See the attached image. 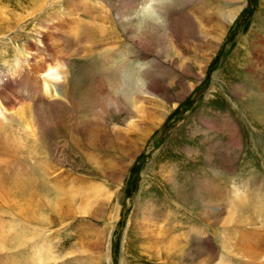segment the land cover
<instances>
[{
  "label": "rangeland",
  "instance_id": "obj_1",
  "mask_svg": "<svg viewBox=\"0 0 264 264\" xmlns=\"http://www.w3.org/2000/svg\"><path fill=\"white\" fill-rule=\"evenodd\" d=\"M51 1L0 0L3 79L17 67L21 45L38 44L46 58L64 62L67 86L80 102L77 111L59 97L30 102L21 123L13 117L7 125L34 126L38 157L87 192L96 190L72 201L70 212L62 202L58 213L60 195L32 156L20 154L22 168L4 174L22 187L33 175L43 202L33 225L59 257L49 264H264V0H166L160 19L129 13L128 24L112 8L108 16L81 7L83 21L104 18L106 36L99 29L75 36L65 20L47 47L40 16L64 10ZM109 46L141 70L127 86H120L116 48L103 53ZM15 85L2 90L17 111L26 100L17 102ZM119 90L139 96L125 103ZM108 94L119 98L117 109ZM96 102L100 114L90 111ZM129 120L137 129L114 139L112 128ZM145 202L150 212L138 210ZM3 208L0 215L11 218Z\"/></svg>",
  "mask_w": 264,
  "mask_h": 264
},
{
  "label": "bare ground",
  "instance_id": "obj_2",
  "mask_svg": "<svg viewBox=\"0 0 264 264\" xmlns=\"http://www.w3.org/2000/svg\"><path fill=\"white\" fill-rule=\"evenodd\" d=\"M165 1L166 0H115L113 5H109V4L107 5L104 1H103L104 3H102L100 1L98 2L97 0H52L51 2H56L57 5L63 7L64 10L60 11L55 6L56 9L50 10L49 12L47 11L46 14L40 16L41 20L42 18L44 19L40 22V27L45 28L44 33L42 34V38L44 42L46 41V46L48 47L51 44L49 42L52 40L55 33L56 34L59 33L60 24L65 20H69L71 23H73V26L70 27L71 28L70 30L75 36L77 35L79 37L83 30L96 32L98 31V29L100 30V34L102 37L106 36L104 34H106V32H108V30L111 29V27L110 26L108 27L107 25L108 23H106L104 18H101L99 16H94L97 19L92 18L91 20L85 19L83 21L78 15L79 14L78 11L81 7H83L84 11L88 12V10L89 11L91 10L93 12L97 11V13L103 12V14L105 15H108L110 9L112 8L114 11H116L117 19L120 20V22L124 21L123 23L128 24L130 23V21H132L131 20L132 18L129 17V13H132L135 16L139 12L145 18L147 17L152 18L153 15H156L157 18L160 19L162 17L161 11L163 7H165L164 5ZM149 2H151L152 4V9L151 11H145V7ZM39 7H41V9L44 8V6L40 4ZM233 16H234V12L229 14L230 19ZM120 22L118 21V23ZM223 23L224 22L222 21L221 22L222 28L224 26ZM41 28L40 31L37 30V33H42ZM60 35L63 36V33H60ZM40 42L41 41L39 40L38 43ZM34 46H35L34 47L35 50L27 47L24 44L23 46L21 45V49L20 51H18L19 52L18 55H16L17 67L15 68V70L12 71L11 75L6 79H3V77L0 75V163H1L0 164V208L5 207L3 208L4 211H6L5 210L6 208L7 210L10 209L11 210L10 215L12 214L11 218L8 219L0 215V264H49L50 262L52 261L54 262L57 260V258H59L57 254L52 250V245L44 242L42 235H46V234L41 233L40 230L41 227L39 226L35 227V225H33V223H36L35 220L37 217V212L41 204L40 199L38 198L40 195L38 196V192L36 189L37 185H35L34 183L35 180L32 177L33 175L31 176L30 173H27L28 184L26 187H22L18 185L14 177H13V183L9 182L10 180H7L9 177L8 175L9 169H11V167H14L16 170L22 168L21 162H19L20 154L26 152L28 155L33 157V158L30 157L31 158L30 160L40 167L41 170L39 171L42 173V177L49 179L50 181H48V183L52 182L51 185L54 191H56V193L60 195L59 196L60 198L56 197V202L53 203V208L55 210L54 212L60 213L62 208L61 207L62 202H64V205L66 203L67 210L70 212L73 204L72 201L76 200L78 197H81V199H83L82 196L84 195L85 197L86 194H87L86 196H89L88 195L90 194L89 192H91V195L93 196V194L96 192L95 188L93 187L90 189L89 192H87L88 189L86 190V186H83L82 183L81 184L78 183L79 181L75 176L66 175L65 174L66 171H63L60 168L53 169L49 167V164L47 165V163L44 162V159L42 160L41 157H38L37 155L38 148L36 147L37 141L35 134L36 128L33 129L34 126H30L28 123H25L21 128H20L21 125L20 126L18 125V129H14V130L7 129L8 128L7 125L9 124L8 120L12 121L13 117L14 119L18 118L16 121L18 123L19 122L21 123V121L25 117L26 114L25 112H28L27 109H29V107L32 104L30 102L34 103L36 101L38 103H47L49 99H55V97L57 98L59 97L61 98V100L58 102L61 105H63L64 108L69 107L77 111V107L80 105V102L73 97L69 86H67V82H66L67 71L64 62L60 58L57 57L55 58L54 56L51 58L50 57L46 58L45 57L46 54L41 52V48L38 46V44H35ZM115 48L113 46L105 47L103 53L108 54L111 51H113ZM115 50L118 52L117 55L120 58L119 59L120 62L117 68L118 69L117 73L120 76V86L121 87L127 86V84H129L130 81L132 82V80H130L131 77L135 79L138 76L137 73H135L134 71L137 72L140 69L139 70L136 69L134 65L132 67V61L131 59H129V57H127V55H124L123 57L121 56L123 52L121 49L116 48ZM43 54H45V56ZM56 64L62 66V74L64 76L63 81L56 82L54 79H47V78L42 80L41 75L47 70L48 66L56 65ZM110 67L108 69H110ZM20 82H23V84H20ZM13 84H16L15 85L16 87L21 88L20 90L16 91L20 94L17 102H22L21 100H26L22 109L19 108V110L17 111L14 110L15 107L12 106L13 104H15V102L13 100H9V99L7 100L8 95H5V98L3 97L5 93L2 90L3 87L6 85L7 86L11 85L10 87H12ZM45 84L47 85L46 90L44 87ZM131 89H133V87ZM25 90H27L28 92L27 95H25V93L23 92ZM135 91H140V90H135ZM117 93L119 94L120 99L125 103L128 102V99L130 97L136 99L139 96V95L137 96L136 94L137 92L134 93V91L130 95L125 94V92L121 90L117 91ZM85 96L90 97L89 92L86 93ZM107 100L112 106V108L114 109L118 108L119 98L108 94ZM133 106L131 107L132 109ZM140 107H138L136 104L133 110L137 112ZM141 109L142 107L140 108V110ZM140 110L139 112H142V110L141 111ZM90 111L92 112V114H100L103 112V107L100 106L98 102H96L90 106ZM62 118H63L62 114L58 115L56 117L58 121L56 122H59V119ZM125 125L126 126L124 128H120L119 126L115 125V127L112 128L113 130L111 131V136H113L114 139L115 138H119L120 140L123 138L124 140L127 139V137L130 136L129 134H132L131 131L137 127L135 126L137 124L134 123L132 120H129ZM4 174L5 175L7 174L8 177L7 175L5 176ZM4 176L7 179H5ZM80 178L81 177H79V180ZM65 183L69 184V187L67 186L68 188H65ZM100 188L98 190H100ZM142 205L143 206H138L139 208L138 210L142 211L143 213L147 210L148 212H150L149 209L151 208L149 206L152 205V203L145 202ZM40 210L39 213L41 214ZM85 210L86 212H88L87 209L85 208H83L81 212L83 213L85 212ZM149 215L150 214H148V216ZM38 217H37V221L38 219L41 218ZM151 219L154 218L152 217ZM7 249H12L11 250L12 252L8 251ZM72 259L74 261H77L74 258Z\"/></svg>",
  "mask_w": 264,
  "mask_h": 264
},
{
  "label": "clouds",
  "instance_id": "obj_3",
  "mask_svg": "<svg viewBox=\"0 0 264 264\" xmlns=\"http://www.w3.org/2000/svg\"><path fill=\"white\" fill-rule=\"evenodd\" d=\"M152 9V4L149 2L146 7L145 11H151ZM54 79L56 82H62L64 79V76L62 74V66L59 64L56 65H49L47 70L42 73L41 79ZM45 90L47 89V85H44Z\"/></svg>",
  "mask_w": 264,
  "mask_h": 264
}]
</instances>
